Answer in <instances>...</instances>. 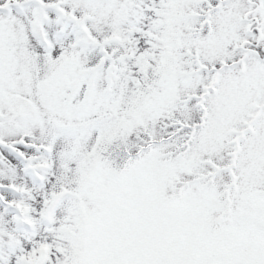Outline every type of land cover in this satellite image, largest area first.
Returning a JSON list of instances; mask_svg holds the SVG:
<instances>
[{"label":"snow or ice","instance_id":"6c2138e0","mask_svg":"<svg viewBox=\"0 0 264 264\" xmlns=\"http://www.w3.org/2000/svg\"><path fill=\"white\" fill-rule=\"evenodd\" d=\"M0 264H264V0H0Z\"/></svg>","mask_w":264,"mask_h":264}]
</instances>
